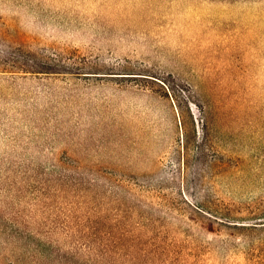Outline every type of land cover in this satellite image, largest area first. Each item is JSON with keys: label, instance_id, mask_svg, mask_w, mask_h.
Instances as JSON below:
<instances>
[{"label": "rangeland", "instance_id": "374dc122", "mask_svg": "<svg viewBox=\"0 0 264 264\" xmlns=\"http://www.w3.org/2000/svg\"><path fill=\"white\" fill-rule=\"evenodd\" d=\"M0 264H264V0H0Z\"/></svg>", "mask_w": 264, "mask_h": 264}, {"label": "trees", "instance_id": "16d2710c", "mask_svg": "<svg viewBox=\"0 0 264 264\" xmlns=\"http://www.w3.org/2000/svg\"><path fill=\"white\" fill-rule=\"evenodd\" d=\"M122 186H123V185H122L121 183L115 181L114 184H113V186L111 187V188H113V191L115 192L116 196H118V197H119V195H120V188H121ZM126 231H127V230H123V231H122V232H123L122 236H124V234H125Z\"/></svg>", "mask_w": 264, "mask_h": 264}]
</instances>
